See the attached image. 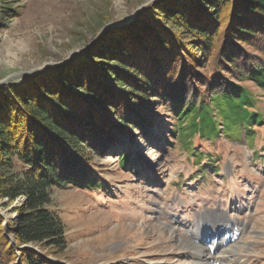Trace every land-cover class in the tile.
I'll use <instances>...</instances> for the list:
<instances>
[{"label": "trees", "instance_id": "trees-1", "mask_svg": "<svg viewBox=\"0 0 264 264\" xmlns=\"http://www.w3.org/2000/svg\"><path fill=\"white\" fill-rule=\"evenodd\" d=\"M147 11L74 62L0 85V200L23 199L14 220L0 212V264H60L46 251L67 245L51 190L102 189L94 156L149 137L155 105L200 163L198 137L254 138L263 118L242 84L264 89V0H162Z\"/></svg>", "mask_w": 264, "mask_h": 264}, {"label": "rangeland", "instance_id": "rangeland-1", "mask_svg": "<svg viewBox=\"0 0 264 264\" xmlns=\"http://www.w3.org/2000/svg\"><path fill=\"white\" fill-rule=\"evenodd\" d=\"M160 1L0 0V85L74 62L103 32L132 27ZM242 85L263 118L252 140L245 132L236 139L224 133L213 140L198 137L192 146L202 156L200 163L172 138L173 116L155 105L149 111L156 119L149 137L136 134L135 146L120 138V144L94 156L102 189H52L49 208L64 223L67 245L58 254L46 250L50 259L60 264H264V89L252 82ZM125 152L131 160L120 167L117 158ZM22 201L0 200V206H8L0 209L6 222L17 218ZM222 237L227 252L219 255L210 245Z\"/></svg>", "mask_w": 264, "mask_h": 264}, {"label": "bare ground", "instance_id": "bare-ground-1", "mask_svg": "<svg viewBox=\"0 0 264 264\" xmlns=\"http://www.w3.org/2000/svg\"><path fill=\"white\" fill-rule=\"evenodd\" d=\"M224 233H225V231H224ZM226 234V233H225ZM214 236V234H211V235H209V236H207L206 237V239H210V238H212ZM217 237V236H216ZM231 237V236H230ZM229 237V238H230ZM215 241V240H214ZM227 242V240H226V238L225 237H222L218 242H211V245H215V247H214V251L215 252H219L220 254L219 255H221V253H226L227 252V250H225L224 249V243H226ZM232 243V242H231ZM236 245V243L235 244H232L230 247H229V249L231 250V247H234ZM237 254V253H236ZM213 255V254H212ZM215 255V254H214ZM239 255V254H238ZM211 256V255H210ZM222 258H223V256H221ZM220 256H215L214 257V261H222V258H221ZM239 258V257H238ZM205 259V258H204ZM211 259V258H210ZM207 260V259H206Z\"/></svg>", "mask_w": 264, "mask_h": 264}]
</instances>
